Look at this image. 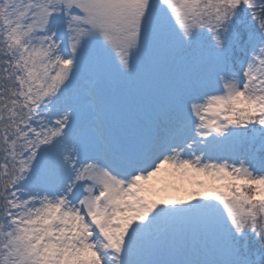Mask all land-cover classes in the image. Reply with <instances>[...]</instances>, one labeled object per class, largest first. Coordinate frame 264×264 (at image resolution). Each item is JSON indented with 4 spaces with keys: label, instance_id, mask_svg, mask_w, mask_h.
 Returning <instances> with one entry per match:
<instances>
[{
    "label": "snow or ice",
    "instance_id": "obj_1",
    "mask_svg": "<svg viewBox=\"0 0 264 264\" xmlns=\"http://www.w3.org/2000/svg\"><path fill=\"white\" fill-rule=\"evenodd\" d=\"M0 264H264V0H0Z\"/></svg>",
    "mask_w": 264,
    "mask_h": 264
}]
</instances>
